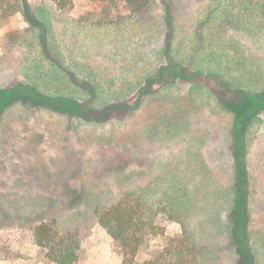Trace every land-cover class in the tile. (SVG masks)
Segmentation results:
<instances>
[{"label":"rangeland","instance_id":"374dc122","mask_svg":"<svg viewBox=\"0 0 264 264\" xmlns=\"http://www.w3.org/2000/svg\"><path fill=\"white\" fill-rule=\"evenodd\" d=\"M1 2L17 11L0 16V90L33 86L85 110L18 95L0 105V264H56L32 234L51 220L78 232L76 264H119L97 216L124 195L157 210L164 230L134 264L182 232L197 264H264V109L247 111L239 166L226 108L264 96V12L239 0L217 11L214 0H148L123 23L97 26L69 19L90 0L63 11L52 0ZM108 104L119 106L104 113ZM237 188L245 253L231 218Z\"/></svg>","mask_w":264,"mask_h":264},{"label":"trees","instance_id":"16d2710c","mask_svg":"<svg viewBox=\"0 0 264 264\" xmlns=\"http://www.w3.org/2000/svg\"><path fill=\"white\" fill-rule=\"evenodd\" d=\"M52 2L59 11H63L66 6L72 3L71 0H52ZM90 2L92 5L90 10L72 7L71 5L69 8L73 9L77 16L69 17V19L79 23L89 21L97 26L110 25L126 20L148 4V0H90ZM246 2L260 7L264 11V0H246ZM4 4L0 0V16L12 15L17 11L15 7ZM26 18L31 24L36 22L32 15H27ZM16 95L35 105H46L60 111H70L74 115H83L85 110V106L74 98L63 95H43L33 86L28 85L0 90V105L11 102L17 97ZM118 106L108 104L102 106V110L104 113H109ZM229 106L226 108L234 115L232 132L237 150L235 157L239 166H242L246 124L252 116L249 114L250 116L247 117V111L255 109L256 106H260L257 109L264 108V96H258L251 101L246 100L241 106L237 105L238 107ZM91 117L92 114L89 113L87 118ZM242 172L243 170L239 169L237 173V179L240 183L244 180ZM236 193L231 218L236 223L235 227H240L243 232L244 248L241 253H245L248 250L245 223L241 224L239 220L243 218L245 221L246 216L245 209L240 212L241 206L238 203L239 200L243 202L244 198L239 188L236 189ZM157 214V210L142 204L137 197L130 195L122 196L117 202L98 213L97 223L109 235L112 250L119 255V264H134L136 254L143 243L151 237L164 234V230L159 228L156 223ZM32 234L34 243L45 250L44 255L51 262L76 264L81 258V241L77 231L60 233L55 227V222L51 220L42 221L35 225L32 228ZM195 247L185 232L167 236L163 245L141 264H197L198 251Z\"/></svg>","mask_w":264,"mask_h":264},{"label":"crops","instance_id":"0c3cea01","mask_svg":"<svg viewBox=\"0 0 264 264\" xmlns=\"http://www.w3.org/2000/svg\"><path fill=\"white\" fill-rule=\"evenodd\" d=\"M225 1H228V0H214V2H215V11H217L218 9H221L222 8V5H223V3L225 2ZM239 1H241L242 3H244L246 6H249V7H256V8H258L260 11H262V12H264L260 7H257V6H255V5H252V4H249V3H247L246 2V0H239ZM226 3V2H225ZM90 4H91V2H90ZM92 8V7H91ZM137 13V12H136ZM135 14V13H134ZM211 14H212V12H211ZM133 15V14H132ZM131 15V16H132ZM130 16V17H131ZM125 21V20H124ZM124 21H121L122 23L124 22ZM121 22H118V23H115V24H110V25H116V24H119V23H121ZM110 25H108V26H110ZM104 26H107V25H104ZM202 46H204V48H214V47H212V45H210V46H205V45H202ZM203 48V47H202ZM203 48V49H204ZM208 48V49H209ZM202 49V50H203ZM202 50H201V52H202ZM214 50H216V48H214ZM212 93L214 94V96H215V100H216V103H218V97H219V93L217 92V88L215 87L214 89H212ZM218 96V97H217ZM207 112H210V111H207ZM212 113V112H211ZM233 122H234V118H233Z\"/></svg>","mask_w":264,"mask_h":264},{"label":"flooded vegetation","instance_id":"af4514ba","mask_svg":"<svg viewBox=\"0 0 264 264\" xmlns=\"http://www.w3.org/2000/svg\"><path fill=\"white\" fill-rule=\"evenodd\" d=\"M151 84H153V83H151ZM218 92V91H217ZM219 93V92H218ZM219 98V97H218ZM262 109H264V108H262ZM261 110V109H260ZM259 110H257V112H258ZM249 121L250 120H248V123H249ZM248 123L246 124V128L248 127Z\"/></svg>","mask_w":264,"mask_h":264}]
</instances>
